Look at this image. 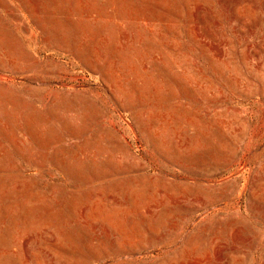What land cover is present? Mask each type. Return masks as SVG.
Returning <instances> with one entry per match:
<instances>
[{"label":"rangeland","instance_id":"obj_1","mask_svg":"<svg viewBox=\"0 0 264 264\" xmlns=\"http://www.w3.org/2000/svg\"><path fill=\"white\" fill-rule=\"evenodd\" d=\"M0 264H264V0H0Z\"/></svg>","mask_w":264,"mask_h":264}]
</instances>
